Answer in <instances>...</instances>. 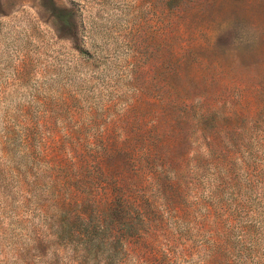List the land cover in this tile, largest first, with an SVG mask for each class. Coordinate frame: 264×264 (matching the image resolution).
Here are the masks:
<instances>
[{"label":"rangeland","instance_id":"rangeland-1","mask_svg":"<svg viewBox=\"0 0 264 264\" xmlns=\"http://www.w3.org/2000/svg\"><path fill=\"white\" fill-rule=\"evenodd\" d=\"M145 150L162 220L84 248ZM0 264H264V0H0Z\"/></svg>","mask_w":264,"mask_h":264},{"label":"trees","instance_id":"trees-1","mask_svg":"<svg viewBox=\"0 0 264 264\" xmlns=\"http://www.w3.org/2000/svg\"><path fill=\"white\" fill-rule=\"evenodd\" d=\"M147 151L145 150L144 157L136 162L140 170V173L137 172L138 175L135 174L132 177L116 172V174L108 177V182L111 183L103 191L101 204L104 207L99 211L98 220H111L106 225L110 235L98 239L86 237L84 248H100L102 251H107L108 255H111L116 249L128 250L131 242H140L145 239V236H149L153 232L154 227L150 220H157L158 218L162 220L160 216L158 218L155 216L157 205L152 198L153 193L158 194L159 192L160 197L168 202L170 195L168 194L169 197L166 195L167 190L172 193L175 189V182L169 178L159 179L157 174L149 175L145 170H142L144 162L148 158L145 156ZM113 152L108 154L109 158H112ZM138 178L141 180L142 186L150 184L153 187L152 194L146 192L145 189L143 194H138L140 187ZM173 207L170 205V207L166 206L163 209L170 212L174 210ZM131 220H139V227L133 226Z\"/></svg>","mask_w":264,"mask_h":264}]
</instances>
